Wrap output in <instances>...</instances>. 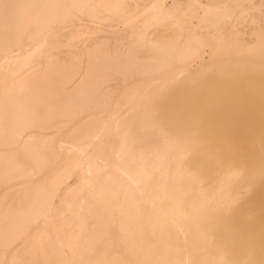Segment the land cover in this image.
Returning a JSON list of instances; mask_svg holds the SVG:
<instances>
[{
  "label": "bare ground",
  "instance_id": "bare-ground-1",
  "mask_svg": "<svg viewBox=\"0 0 264 264\" xmlns=\"http://www.w3.org/2000/svg\"><path fill=\"white\" fill-rule=\"evenodd\" d=\"M128 1L0 0V264H264L263 4Z\"/></svg>",
  "mask_w": 264,
  "mask_h": 264
},
{
  "label": "rangeland",
  "instance_id": "rangeland-1",
  "mask_svg": "<svg viewBox=\"0 0 264 264\" xmlns=\"http://www.w3.org/2000/svg\"><path fill=\"white\" fill-rule=\"evenodd\" d=\"M144 1H149V0H144ZM144 1H140L139 2V4H135L134 3V1L132 0H129L128 2V8H127V10H129V9H131V8H139L141 11L143 10V8H146V7H144ZM169 1H171V0H169ZM255 3H261V4H263V5H261V7H263V10H262V12H264V0H253ZM255 9H252L250 12L252 13L251 14V16L249 15V19H251V18H260V16H261V14L259 13V12H257V10H255ZM75 22L76 23H80V22H85L84 20H83V18H81V19H75ZM87 22V21H86ZM118 22V24H121V22H119V21H117ZM62 25V24H61ZM78 29L75 31V32H77V33H82V34H84V36H83V39H89V38H92L91 39V41H89V43L90 42H93V38L95 37L94 36V32H89V30L87 29V26H85V25H83V26H81V27H77ZM117 28V27H116ZM113 29H115L114 27H113ZM123 29H125V27L124 26H120L119 28H118V30H120V31H122ZM101 37H105V35H108V34H106V32H101V34H99ZM96 37H98V35L96 34ZM105 39V38H104ZM56 57H59V58H65V57H67V55L66 54H64V53H58L57 54V56ZM73 179L71 178L69 181L71 182Z\"/></svg>",
  "mask_w": 264,
  "mask_h": 264
}]
</instances>
